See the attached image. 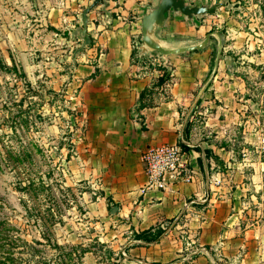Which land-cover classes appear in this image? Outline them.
Masks as SVG:
<instances>
[{
  "label": "crops",
  "instance_id": "0c3cea01",
  "mask_svg": "<svg viewBox=\"0 0 264 264\" xmlns=\"http://www.w3.org/2000/svg\"><path fill=\"white\" fill-rule=\"evenodd\" d=\"M14 1L28 8L36 24L51 26L61 41L76 47L66 50L75 61L66 91L75 89L71 103L86 124L71 174L96 193L83 194L86 212L96 218L99 236L110 240L119 264H264V161L252 146L257 132L248 130L244 118L251 104L243 97L245 86L235 63V56H247L242 50L245 45L249 49L250 41L240 20L226 10L240 0H226L214 13L192 17L170 10L155 29L158 38L179 45L198 42L210 28L219 30L223 24L226 32L213 74V35L201 48L164 57L155 51L139 58L141 18L158 0L99 2L87 13L90 42L85 45L77 28L91 0ZM247 2L251 9L257 4ZM251 42L254 46L256 40ZM142 56L163 59L171 76L169 84L153 86L140 99L160 74ZM161 142L186 145L181 148L196 167L192 181L162 190L146 187L140 155ZM245 146L251 149L247 163L240 153ZM157 224L163 232L155 240L134 238V231Z\"/></svg>",
  "mask_w": 264,
  "mask_h": 264
},
{
  "label": "rangeland",
  "instance_id": "374dc122",
  "mask_svg": "<svg viewBox=\"0 0 264 264\" xmlns=\"http://www.w3.org/2000/svg\"><path fill=\"white\" fill-rule=\"evenodd\" d=\"M256 3L251 9L240 0L226 10L249 36L250 47L242 50L247 56H235V63L243 97L251 104L244 118L248 130L259 135L264 132V0ZM33 17L21 2L0 0V264H114L105 251L110 240L100 237L96 218L86 212L83 194L96 193L71 174L86 124L71 103L75 89L66 91L75 62L66 50L76 47ZM219 30L226 32L223 24Z\"/></svg>",
  "mask_w": 264,
  "mask_h": 264
},
{
  "label": "water",
  "instance_id": "95a60500",
  "mask_svg": "<svg viewBox=\"0 0 264 264\" xmlns=\"http://www.w3.org/2000/svg\"><path fill=\"white\" fill-rule=\"evenodd\" d=\"M102 1L103 0H91V2L87 6H85L81 12L82 25L77 28V34L82 40L83 45L89 42L88 38L86 37V29H87V21H88L87 13L95 5H97L99 2ZM224 3H226V0H219L211 4L207 2L190 4L187 2V0H158V3L155 6L151 7L149 11L145 12L141 18V26H140L141 42L138 47L139 58L141 57L142 54H148L155 51H159L164 57L168 54L185 52L188 50L201 48L209 42V37L213 35L217 38V52L213 63V69L211 72L213 74L219 63V59L221 57L222 45H223V34L221 33L220 30H216V29L209 30L205 34L204 38H202L198 42H194L190 44L172 45L158 38L155 35V29L158 26L162 25L165 18V14L170 10L184 14L187 17H192L194 15L214 13L216 11V8L220 5H223ZM162 63L164 66L167 67V69H169V67L166 65V62L163 59H162Z\"/></svg>",
  "mask_w": 264,
  "mask_h": 264
},
{
  "label": "built area",
  "instance_id": "2783aa9c",
  "mask_svg": "<svg viewBox=\"0 0 264 264\" xmlns=\"http://www.w3.org/2000/svg\"><path fill=\"white\" fill-rule=\"evenodd\" d=\"M150 62L152 64L161 63L157 58H152ZM166 72L171 74L167 70ZM170 76L166 79L165 84H169ZM253 147L258 154L264 153V132L257 135V142ZM250 151L248 146L241 149L243 163L251 162ZM140 158L147 175V188L162 190L176 182H190L196 174L193 160L185 155L181 146L176 142H161L151 145L141 153Z\"/></svg>",
  "mask_w": 264,
  "mask_h": 264
},
{
  "label": "trees",
  "instance_id": "16d2710c",
  "mask_svg": "<svg viewBox=\"0 0 264 264\" xmlns=\"http://www.w3.org/2000/svg\"><path fill=\"white\" fill-rule=\"evenodd\" d=\"M214 29V27L210 28L209 30H212ZM137 52V49L134 48L133 49V54H135ZM134 60L135 61H139L140 59L135 56L134 57ZM142 62H146L145 64H147L148 66H155L157 68H159V70L161 71L160 74H159V77L157 78V80L152 84L151 87H147L145 88V90H143L141 93H140V99L143 98L145 95L149 94L152 89H153V86L157 85H161L163 84L166 79L169 77L170 74H168L166 72V67L162 64V63H154L152 64L149 60H147V56H142L141 58ZM139 106H144V103H142L141 101L139 102ZM180 146L184 149L186 148V145H184L183 142H180ZM163 232V228L157 224V225H154V226H151V227H148L146 229H143L141 231H134L133 232V236L134 238H140V239H144L146 241H151V240H155L156 238H158V236ZM101 245L104 244V242H99ZM106 251V254L107 256H110V257H114V264H119V262L116 260V256H113L114 254V250L112 248H106L105 249Z\"/></svg>",
  "mask_w": 264,
  "mask_h": 264
}]
</instances>
